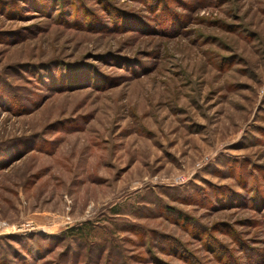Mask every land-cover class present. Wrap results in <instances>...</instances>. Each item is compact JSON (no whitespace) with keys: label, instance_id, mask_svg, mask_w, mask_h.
Listing matches in <instances>:
<instances>
[{"label":"rangeland","instance_id":"1","mask_svg":"<svg viewBox=\"0 0 264 264\" xmlns=\"http://www.w3.org/2000/svg\"><path fill=\"white\" fill-rule=\"evenodd\" d=\"M0 264H264V0H0Z\"/></svg>","mask_w":264,"mask_h":264}]
</instances>
